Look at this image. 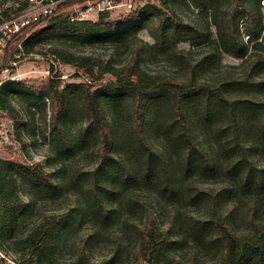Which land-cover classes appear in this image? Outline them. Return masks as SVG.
I'll return each instance as SVG.
<instances>
[{
    "label": "trees",
    "instance_id": "1",
    "mask_svg": "<svg viewBox=\"0 0 264 264\" xmlns=\"http://www.w3.org/2000/svg\"><path fill=\"white\" fill-rule=\"evenodd\" d=\"M187 1L201 14L209 11L213 14L215 36L209 22L191 25L170 16L159 17L157 43L140 41L132 53L135 90L118 86L97 91L89 99L82 89L83 84L68 85L59 91L53 87L34 90L24 82L7 80L0 86V108L7 110L20 129L24 119L12 105L11 92L22 90L33 97L38 92L43 93L51 99L52 120L55 128H60L69 114L70 102L73 99L78 102L86 118L79 142L84 144L90 132L98 136L94 152L96 164L84 191L87 213L98 224L104 225L115 219L123 205L130 213L137 212V207L142 206L134 192L118 203L117 195L123 191H138L142 185L151 184L148 186L154 187L163 198L182 194L185 206L174 210L171 228L159 226L154 216L145 218L137 233L139 257L154 255L159 260L178 264L176 258L168 257L172 248L182 241L207 240L220 251L217 264H264V80H241L234 78L229 70L207 74L222 54L247 63L250 74L264 69L260 0H232L227 12L218 6L223 0ZM29 3L26 1L16 9L13 17L19 18L18 21L9 16L0 20V25L12 21L11 26L17 29L11 42L22 46L25 53L48 51L74 60L89 58L71 52L72 42L127 45L131 36L137 37L136 24L152 11L143 8L116 19L103 12L96 21L74 23L65 9L77 2L62 1L54 10L22 21ZM241 11L245 13L248 25L247 43L238 22ZM189 40L193 44L210 41L211 52L195 64L188 63L184 57V68L190 65L191 72L183 78L152 72L141 65L144 52L155 54L162 49L158 45L166 47L171 56H184L183 49L177 52L176 43ZM41 43L50 46L48 49L38 47ZM5 60L3 67L9 61L8 54ZM106 65L109 67V62ZM109 93L118 96L105 97ZM126 110L127 119L124 118ZM80 171L77 169L75 175L78 176ZM16 173L38 185L52 184L51 173L40 162L7 163L5 179L12 181ZM210 181H220V184L211 188L205 184ZM5 190L3 188L1 192ZM11 191L16 198L1 217L0 244L2 239L12 238L17 218L25 205L24 200L14 194L16 187ZM229 199H233L232 207L227 210L223 205ZM241 199H244L243 203ZM201 206L206 212L196 216L194 211ZM237 218L241 226L237 224ZM69 222L67 212L48 215L42 222L33 224L26 235L17 238V243L22 246L33 243L36 247L43 240L38 255L50 258L54 234ZM171 229L175 230V236ZM56 264L91 263L86 251L81 250L74 260Z\"/></svg>",
    "mask_w": 264,
    "mask_h": 264
},
{
    "label": "rangeland",
    "instance_id": "2",
    "mask_svg": "<svg viewBox=\"0 0 264 264\" xmlns=\"http://www.w3.org/2000/svg\"><path fill=\"white\" fill-rule=\"evenodd\" d=\"M26 1L29 6L24 10L21 17H35L43 13L45 9L54 10L58 3L68 1L77 2L66 8L71 14L75 7H83L81 0H0V20L6 17L19 20L13 17L16 9L20 8ZM232 0H223L218 4L223 11L231 7ZM263 14L262 29L264 31V0H260ZM152 9L148 15L136 24L137 37L131 36L122 45L113 43L83 44L80 41L72 42L71 52L77 56H84L89 59H70L63 55L46 53H25L22 46L14 41L16 28H13L6 21L0 25V68L3 67L8 54L9 61L0 72V86L7 80L24 82L36 88L53 87L61 90L68 85H76V82L84 80L83 91L92 99L95 92L108 88L124 87L135 90L136 70L132 67V53L145 41L156 44V33L158 31L159 17H173L181 22L191 25H200L206 22L211 24L212 34L215 36L214 17L211 12L201 14L195 5L187 0H133V7L120 5L107 11L109 18L116 19L127 16L137 10ZM159 14V15H158ZM100 13L92 11L88 19L96 21ZM245 13L241 11L238 20L242 37L248 42L246 33L247 20ZM243 17V18H242ZM7 19V18H6ZM70 19V16H69ZM22 25V22H17ZM133 39V40H132ZM132 40V41H131ZM131 42V43H130ZM54 43V42H53ZM177 52L183 49L186 54L182 56H171L169 50L158 45L157 53L144 52L141 57V65L152 72H163L183 78L189 68H184V57L188 63L195 64L198 60L211 52L210 41H197L193 44L189 41L176 43ZM252 45V43H251ZM50 45L41 43L38 47ZM93 58V59H91ZM109 62V67L106 65ZM229 70L234 78L250 79L252 81L264 80V69L254 70L251 74L250 67L242 60L227 54H222L218 63L211 68L207 74H219ZM12 105L22 115L24 122L17 129L15 121L8 115L7 110L0 108V226L2 216L7 212V206L16 197L12 189L16 187L17 197L24 200V207L20 212L13 229L12 238L2 239L0 244V264H56V262H70L74 260L81 250H85L91 264H100L102 261H109L108 264H171L165 259L159 260L154 255H147L145 258L137 255L140 248L138 230L143 225L147 216L157 218L159 226L170 227L173 212L176 208L185 206L186 200L182 194L171 198L161 197L151 184L142 185L141 190L123 191L117 195V202L121 203L124 198L134 192L138 196V202L142 206L137 207V212L130 213L126 206L118 209L119 215L104 225L98 224L91 215L87 213V199L84 191L87 183L90 182L89 174L94 171L96 164L94 152L98 145V136L90 132L86 142H79L82 130L85 128L86 118L82 113L81 106L76 100L70 102L69 114L61 123L60 128H55L52 120L51 99L45 94L37 93L34 97L22 90L11 92ZM118 94H106L107 98H116ZM124 118L127 119V113ZM124 124V123H123ZM40 162L43 167L51 173L52 184L48 186L38 185L30 180L15 174L13 180L5 179V167L12 162ZM79 169L80 174L75 175ZM205 184L215 188L220 181H210ZM232 200H226L223 207L230 210ZM244 199H241V203ZM67 212L70 222L54 234L53 251L50 258L45 255L43 258L38 255L39 247L31 245H20L17 238H20L37 222H42L46 216ZM206 208L201 206L194 211L196 216H202ZM237 224L241 226L240 219ZM171 228V227H170ZM175 236V230L171 229ZM43 239V237H42ZM37 250V252H36ZM169 258H176L178 264H217L220 258V251L210 245L207 240L180 242L168 252ZM40 259H43L42 261Z\"/></svg>",
    "mask_w": 264,
    "mask_h": 264
},
{
    "label": "built area",
    "instance_id": "3",
    "mask_svg": "<svg viewBox=\"0 0 264 264\" xmlns=\"http://www.w3.org/2000/svg\"><path fill=\"white\" fill-rule=\"evenodd\" d=\"M83 7H75L74 10H72L70 16V21L77 23L83 20L88 19L89 14L92 11H97L99 13L107 12L111 9H113L116 6L124 5L127 6L128 9H131L133 7V0H87L83 2ZM50 10L45 9L43 13H48ZM25 23V22H23ZM2 48L0 45V52ZM84 80H80L76 82V85L83 84Z\"/></svg>",
    "mask_w": 264,
    "mask_h": 264
}]
</instances>
